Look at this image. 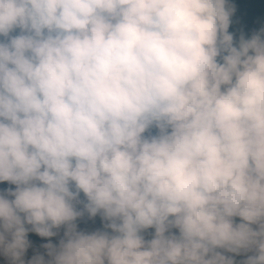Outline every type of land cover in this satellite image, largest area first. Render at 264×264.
Segmentation results:
<instances>
[{"label": "clouds", "instance_id": "clouds-1", "mask_svg": "<svg viewBox=\"0 0 264 264\" xmlns=\"http://www.w3.org/2000/svg\"><path fill=\"white\" fill-rule=\"evenodd\" d=\"M233 12L229 0H0L10 251L26 247L24 222L45 237L67 224L55 264H237L218 250L264 264V27L234 41ZM81 191L113 234L76 231Z\"/></svg>", "mask_w": 264, "mask_h": 264}, {"label": "trees", "instance_id": "trees-1", "mask_svg": "<svg viewBox=\"0 0 264 264\" xmlns=\"http://www.w3.org/2000/svg\"><path fill=\"white\" fill-rule=\"evenodd\" d=\"M229 4L234 8V12L231 16V24L228 31L233 34L234 41H238L241 35H243L245 39H250L255 32L264 27V0H229ZM13 34H19V29H16ZM0 39H3V37H0ZM154 131L155 130H153V132ZM16 189L17 185L9 181H0V196L11 201L15 197L9 193L16 191ZM71 190H75L74 182L71 184ZM77 199L79 202L73 201L74 208L76 211L83 212L82 216L77 217L72 221L76 226L77 232L92 234L100 231L113 234L110 228L105 227L109 221L104 220L100 213H97L94 217H89L87 211L84 210V204L87 203V197L82 191L79 193ZM19 215L23 222L25 214L20 213ZM234 219L237 223L240 222L239 217ZM23 226L27 230L25 235L27 244L22 251L16 249L15 252H18L19 255H15L13 251L8 249V245L12 242L13 236L11 232H6L4 230L3 222L0 221V233H3L5 236L4 243L0 244V264H33L36 258H43L44 264H55V253L59 252L61 242L66 243L68 240V236L66 235L68 225L61 224L59 227L52 228L51 231L55 233V235L47 237L40 236L35 232L33 230L34 225L32 224L24 222ZM171 231L174 234H178L177 229H172ZM154 233L155 229L149 228L141 234L147 241L154 237ZM49 244L52 245V249L46 247V245ZM218 251H221L226 256H235L237 264L246 259L247 255L253 254L249 252L235 255L223 252V250Z\"/></svg>", "mask_w": 264, "mask_h": 264}]
</instances>
